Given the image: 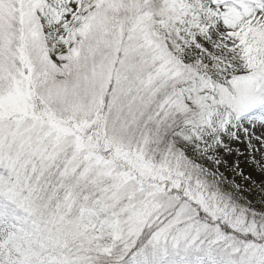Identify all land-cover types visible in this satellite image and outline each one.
Here are the masks:
<instances>
[{
  "label": "snow or ice",
  "instance_id": "1",
  "mask_svg": "<svg viewBox=\"0 0 264 264\" xmlns=\"http://www.w3.org/2000/svg\"><path fill=\"white\" fill-rule=\"evenodd\" d=\"M0 264H264V0H0Z\"/></svg>",
  "mask_w": 264,
  "mask_h": 264
},
{
  "label": "rangeland",
  "instance_id": "2",
  "mask_svg": "<svg viewBox=\"0 0 264 264\" xmlns=\"http://www.w3.org/2000/svg\"><path fill=\"white\" fill-rule=\"evenodd\" d=\"M257 133H259V129L257 130ZM257 147H260L258 144ZM233 147H239L242 152H245V145L244 144H234ZM251 157L247 156V153H245L244 156L240 157V165L244 170L245 175L249 173V171H252L254 168V165L250 164ZM229 160L232 162H235L236 157L233 155V157H230ZM226 175L231 176V172H227ZM236 182L242 186L243 195L248 197L250 200L256 202V205L259 206V200L262 199L260 193H259V181L261 179V174L259 173L258 169H255L253 171V180L256 181V186H254L252 181H247L244 178L240 176L234 177Z\"/></svg>",
  "mask_w": 264,
  "mask_h": 264
}]
</instances>
